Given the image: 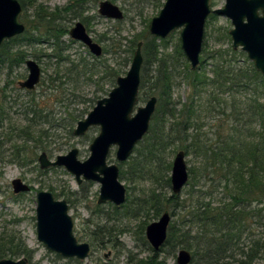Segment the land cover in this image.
<instances>
[{
	"label": "trees",
	"instance_id": "obj_1",
	"mask_svg": "<svg viewBox=\"0 0 264 264\" xmlns=\"http://www.w3.org/2000/svg\"><path fill=\"white\" fill-rule=\"evenodd\" d=\"M19 1L26 29L1 45L0 74L13 76L16 82L23 77L22 74L18 77L17 70L30 54L45 65L44 57L56 63L52 74L42 76L38 84L44 87L40 97L35 90L27 91L31 98L20 105L24 124L8 127L6 133H0V144L6 140L13 142L14 138L33 142V148H23V144L15 143L13 147L18 153V160L17 157L14 160L20 165H28L37 161L39 150L46 151L52 146L48 139L57 136L54 131L66 130L67 136L74 135L75 123L88 113L68 112L70 106L63 98L65 87L70 86L72 93L77 95L81 85L94 84L97 86L95 97H100L98 93L109 90L105 89L106 85H115L121 71L92 54H88L92 62L83 56L76 60L64 54L68 49L63 39L69 34L68 23L84 17L78 7H82L86 0H71L55 9L33 0ZM98 1L94 0L95 4ZM150 2L163 6L165 0ZM85 20L86 17L81 21ZM139 41L143 42L144 57L140 92L142 98L148 100L157 96L158 100L149 131L135 147L127 167L136 173L138 179L148 180L152 188L137 197L139 201L127 196L126 202H130L127 213L132 212L133 217L141 218L140 233L145 249L153 252L151 262L166 264L158 259L165 248L172 254L186 248L192 252L190 264H250L258 252H264V241H254L247 251L242 250L244 247L239 248L244 260L236 259L232 249L240 244L254 216L264 210V75L246 52L233 46L223 50L204 48L199 68L192 70L180 42L173 53H168L165 51L168 37H155L147 29ZM138 42H132L131 56ZM46 49L51 51L46 52ZM237 53L241 54V59ZM128 61L130 58L123 64ZM208 66L209 69L205 70ZM45 71L47 69H42ZM179 79L191 89L184 102L173 97ZM47 101L50 108H54L56 102L62 103L68 115L57 117L54 109L47 106ZM5 109L0 101L1 121L7 118ZM205 121H208V131L203 130ZM178 148L186 155L195 151L202 158L199 175L197 169L189 167L186 186L190 185V188L188 197L182 201H179V194L172 193L168 197L162 190L171 187V155ZM36 168L42 174L46 172L39 165ZM127 175L125 162L121 165L120 178L128 179ZM220 188L224 191L225 202L213 205L211 201H204L206 195L212 196ZM63 191L56 195L65 196ZM126 202L114 206L115 209L126 207ZM179 208L184 211L180 223H170L164 245L155 250L145 236L147 225L165 211L175 216ZM96 233L98 231L93 234ZM94 238L97 240V236ZM22 256L33 264L34 250L20 233L0 231V259Z\"/></svg>",
	"mask_w": 264,
	"mask_h": 264
},
{
	"label": "rangeland",
	"instance_id": "obj_2",
	"mask_svg": "<svg viewBox=\"0 0 264 264\" xmlns=\"http://www.w3.org/2000/svg\"><path fill=\"white\" fill-rule=\"evenodd\" d=\"M33 1L38 4L42 3L49 9H55L56 7L61 8L67 5L71 0ZM101 1L103 0H99L98 3L95 4L94 0H86L85 4L82 7H78V9L83 11L84 17H86L83 23L86 25L90 35L103 48L102 60L108 63L110 67L120 68V75L124 76L130 69L134 56V54L131 56L130 53L131 47L133 46L132 42H138L141 36L145 34L146 29L149 30L151 19L159 14L163 6H159V3L156 2H150V0H118L115 2L111 0L115 4H118L124 13L122 19L115 20L106 18L99 13V3ZM225 2L226 0H211L210 4L212 8H219L223 7ZM82 19L78 18L69 21V29L76 21H81ZM232 27L233 24L230 18L211 13L205 24V39L201 56L205 54L204 48L209 50H223L233 46L232 38L229 33ZM63 39L68 44V49L64 53L65 55H69L76 60L83 56L86 57L88 61H93L88 55L92 53L83 43L72 39L69 34L65 35ZM69 39L74 42H71ZM168 39L169 42L165 51L173 53L176 44L178 42L181 44L180 29L172 32L170 36H168ZM134 47L135 53L137 46L134 45ZM50 51V49H46V52ZM237 56L238 59H241L240 53H237ZM28 58L36 59L32 54H30ZM127 58H130V61L123 64ZM36 60L39 62L38 59ZM44 60L47 66L42 62L39 63L43 70L47 69L42 75L43 77H47L55 70L56 63L55 60H50L49 57H44ZM146 69L148 72L149 67ZM204 69L208 70L209 66ZM17 71L19 74L18 77H21V74L23 77L18 78L16 82L13 81V76L7 77L6 73L0 74V101L7 111V118L2 121L0 120L1 134L6 133L8 127L21 126L24 124L22 120L23 108L20 109V105L23 103L25 104V102H28L31 98L27 90L22 89L19 85V81L27 77L28 69L26 65L23 64ZM113 87L114 86L109 87V85H106L105 89L109 90L98 93L100 97H95L97 96V86L94 84L81 85V87L78 88L77 95L72 93L70 86L65 87L63 98H65V103L70 106L68 112L83 114L85 111H91L96 105L97 100L107 96ZM43 90L44 87L42 85L35 89L38 97H40V94H43ZM190 94L191 89L188 87L187 83L183 79H179L174 88L173 97L177 101L184 102ZM146 100L147 98H142L140 92L139 100L133 113L136 112L138 106L145 105ZM47 106L50 108L48 101ZM52 108L53 107L50 109ZM53 109L57 117H66L68 115V113L65 112L64 105L60 102H56ZM87 114H85V116ZM76 126L77 123H75L74 128ZM203 130H209L208 121H205ZM99 131V127L94 126L90 128L87 135H72L70 137L65 134L66 130L54 131L57 136L48 139L49 144L52 146L46 150V152L49 158L54 160L57 155L66 154L72 148L76 147L79 149L78 157L83 161L89 157L91 153L89 145L94 137L99 134ZM58 134L61 136L59 137ZM5 139L2 138V140ZM14 143L17 145L23 144V148H33L34 146L33 142H24V140L18 138H14L13 142L6 140L0 144V231H17L20 233L27 245L34 250L33 264H143L147 261L151 262L153 252L145 249L140 233L139 224L141 218L133 217L132 212L127 213L130 205L129 201L126 202V207H120L118 209H115V205L110 202L98 203L101 186L99 182L87 180L79 185L75 176L63 166L51 167L52 169H46V172L42 174L36 168V166L39 165L38 157L36 162L32 161V163L28 165L18 164L14 160L16 157V160H18V153L13 149L15 146ZM116 149L117 146H113L110 149L108 162L116 163L120 166L124 165L126 162L128 179L120 180H122L127 187V196L131 199L136 198L135 200L139 201L137 197L146 194L147 191L152 188V185L146 179H138L135 175L136 173L127 167L128 160L130 159L125 162H120L116 157ZM21 150L23 151V149ZM178 151L179 148L172 153L171 161H173ZM41 152L42 151L39 150L38 155ZM135 154L136 153H134V155ZM186 162L188 168L194 167L197 169L198 175L201 173L202 158L198 156L197 152L191 150V152L186 155ZM171 173L172 168L169 171V176H171ZM18 177L32 185L34 187L33 190L28 194H15L13 192L12 180ZM203 183L204 181L201 182V184ZM189 188L190 185L183 188L182 192L179 194V201L188 197L187 192ZM40 190H49L54 194L56 199H66L69 201V212L75 222L74 233L78 241L88 242L91 245V252L86 259L81 260L74 257H64L48 249L43 242L38 240L36 195ZM61 190H64L63 192L66 193L65 196L56 195V193L58 194ZM162 190L168 197L173 193L171 187ZM223 200L225 202L224 191L221 188L218 189L214 195H206L204 198V201H211L213 205L223 203ZM182 214H184V211H182L181 208L177 209L176 215L171 218V222L176 221L180 223ZM158 218L150 220V223L158 220ZM95 231H98V233L94 235L93 233ZM196 231L197 229L193 230V232ZM94 236H97V240H95ZM256 240H260V242L264 241V210L254 216L250 221L248 232L243 234L240 239V244L236 246L235 249H232L235 258L244 260L245 258L241 256L242 253L239 248L244 247L242 250L247 251ZM165 250L161 252L158 258L159 261L163 260L166 264H177L176 261L179 250H177L175 254ZM142 260L144 262L140 263ZM250 264H264V252H258Z\"/></svg>",
	"mask_w": 264,
	"mask_h": 264
},
{
	"label": "water",
	"instance_id": "obj_3",
	"mask_svg": "<svg viewBox=\"0 0 264 264\" xmlns=\"http://www.w3.org/2000/svg\"><path fill=\"white\" fill-rule=\"evenodd\" d=\"M211 0H165L159 14L149 24L151 35L167 38L180 29L181 48L192 70H197L201 62V52L205 39V24L211 13L230 18L233 27L229 33L235 49L241 48L254 62L257 70L264 75V0H226L223 7L212 8ZM99 13L115 20L124 17L123 10L111 0L99 3ZM22 5L19 0H0V47L8 39L22 34L26 26L21 19ZM71 38L88 46L95 56L103 54L102 46L94 41L86 26L78 21L70 29ZM143 42L139 41L130 69L124 76L117 78L116 86L109 94L97 101L94 108L84 119L78 121L74 135L82 136L91 127L98 126L100 131L89 145V157L80 160L79 149L74 147L66 154H59L53 160L46 152L38 158L42 169L63 166L72 173L78 184L83 180L101 183L98 202L111 201L122 205L127 200V188L119 179V166L108 163V155L117 146L116 157L119 161L128 160L136 145L148 133L153 114L156 110L157 96H152L143 106H138L141 71L143 65ZM27 78L20 81L21 87L33 89L40 82L41 67L34 59H28ZM171 187L179 194L189 180L186 154L179 150L172 162ZM14 193L29 192L31 187L18 177L12 180ZM37 237L45 246L63 255L86 259L91 251L88 242H78L74 234V219L69 212L65 199H56L49 190L37 194L36 206ZM171 221L169 211H165L156 221L146 227V237L155 250H159L168 237ZM192 254L181 248L177 264H190ZM0 264H29L26 256L14 259L4 257ZM143 264H153L147 261Z\"/></svg>",
	"mask_w": 264,
	"mask_h": 264
},
{
	"label": "flooded vegetation",
	"instance_id": "obj_4",
	"mask_svg": "<svg viewBox=\"0 0 264 264\" xmlns=\"http://www.w3.org/2000/svg\"><path fill=\"white\" fill-rule=\"evenodd\" d=\"M19 2H20V1H19ZM22 13H23V7H22ZM21 19H22V15H21ZM22 21H23V20H22ZM78 21H80V20H78ZM78 21H76V22H78ZM76 22H75V23H76ZM81 22H82V21H81ZM75 23H74V25H75ZM82 23H83V22H82ZM24 24H25V23H24ZM83 24H84V23H83ZM74 25H72L71 28H72ZM84 25H85V24H84ZM25 26H26V25H25ZM85 26H86V25H85ZM71 28H70V29H71ZM86 28H87V27H86ZM70 29H69V32H70ZM87 31H88V29H87ZM88 32H89V31H88ZM69 35H70V33H69ZM70 37H71V36H70ZM72 39H73V38H72ZM74 40H75V39H74ZM76 41H78V40H76ZM94 41H95V40H94ZM79 42H81V41H79ZM81 43H82V42H81ZM83 44H84V43H83ZM84 45H85V44H84ZM85 46L88 47L87 45H85ZM88 49H89V48H88ZM89 50H90V49H89ZM90 52H91V51H90ZM92 54H93V53H92ZM93 55H94V54H93ZM94 56H95V55H94ZM101 56H102V55H101ZM101 56H95V57H101ZM28 59H34V58H27V60H28ZM27 60H26V61H27ZM34 60L40 65V63H39L36 59H34ZM143 61H144V60H143ZM25 65H26V62H25ZM142 66H143V65H142ZM26 67H27V65H26ZM40 67H41V65H40ZM27 69H28V67H27ZM41 71H42V67H41ZM141 72H142V71H141ZM28 74H29V69H28ZM28 74H27V76H28ZM42 75H43V72H42V74H41V79H42ZM120 76H121V75H120ZM118 77H119V76H118ZM26 78H27V77H26ZM26 78H25V79H26ZM25 79H24V80H25ZM41 79H40V81H41ZM22 81H23V80H22ZM19 82H20V81H19ZM39 83H40V82H39ZM39 83H38V84H39ZM116 83H117V81H116ZM140 83H141V82H140ZM38 84H37L36 87L33 88V89H28V88H26V87H21V86H20V87H21L22 89L27 90V91H31V90H35V89L38 87ZM19 85H20V84H19ZM114 87H115V85H114ZM108 94H109V93H108ZM139 94H140V91H139ZM150 98H151V97H150ZM150 98H149V99H150ZM157 100H158V98H157ZM97 101H98V100H97ZM96 104H97V103H96ZM156 105H157V104H156ZM84 118H85V117H84ZM84 118H83V119H84ZM80 120H81V119H80ZM77 123H78V122H77ZM93 127H94V126H93ZM91 128H92V127H91ZM74 129H75V128H74ZM89 130H90V129H89ZM89 130H88V131H89ZM88 131H87V132H88ZM87 132H86V133H87ZM73 133H74V132H73ZM86 133H85V134H86ZM85 134H84V135H85ZM136 146H137V145H136ZM42 152H46V151H42ZM42 152H41V153H42ZM41 153H40V154H41ZM46 153H47V152H46ZM40 154L38 155V158H39ZM125 161H126V160H125ZM125 161H120V162H125ZM172 162H173V161H172ZM38 163H39V160H38ZM108 163H109V162H108ZM115 164H116V163H115ZM117 165H118V164H117ZM187 165H188V164H187ZM118 166H119V179H121V178H120V170H121V166H120V165H118ZM39 167H40V165H39ZM40 168H41V167H40ZM41 169H42V168H41ZM48 169H49V168H48ZM42 170H46V169H42ZM188 170H189V168H188ZM170 177H171V176H170ZM22 180H23V179H22ZM23 181H24V180H23ZM83 181H87V180H83ZM83 181H82V182H83ZM121 181H122V180H121ZM24 182H25V181H24ZM82 182H81V183H82ZM97 182H98V181H97ZM122 182H123V181H122ZM26 183H27V182H26ZM81 183H80V184H81ZM99 183H100V182H99ZM27 184H29V183H27ZM80 184H79V185H80ZM100 184H101V183H100ZM29 185H30V184H29ZM124 185H125V184H124ZM12 186H13V185H12ZM30 187H31V190H30L29 192H31V191L33 190V188H34L32 185H30ZM125 187H126V186H125ZM100 188H101V186H100ZM126 188H127V187H126ZM171 188H172V187H171ZM40 191H41V190H40ZM13 192H14V191H13ZM29 192H21V193H15V194H17V195H18V194H28ZM181 192H182V191H181ZM37 194H38V193H37ZM127 194H128V193H127ZM179 194H180V193H179ZM99 195H100V194H99ZM69 198H70V197H69ZM98 199H99V197H98ZM60 200H62V199H60ZM65 200H66V199H65ZM67 202H68V204H69V201H67ZM107 202H110V203L114 204L115 206H121V205H116L115 203H113V202H111V201H107ZM107 202H102V203H107ZM98 203H99V202H98ZM36 204H37V195H36ZM122 205H123V204H122ZM69 211H70V204H69ZM169 213H170V212H169ZM170 215H171V214H170ZM171 218H172V216H171ZM170 223H171V221H170ZM169 225H170V224H169ZM74 227H75V224H74ZM74 234H75V233H74ZM145 234H146V232H145ZM75 236H76V235H75ZM77 239H78V238H77ZM78 242H80V241H78ZM90 246H91V245H90ZM189 251H190V250H189ZM90 252H91V251H90ZM190 252H191V251H190ZM191 254H192V252H191ZM68 258H70V257H68ZM74 258H75V257H74ZM192 258H193V257H192ZM77 259H78V258H77ZM190 263H191V262H190Z\"/></svg>",
	"mask_w": 264,
	"mask_h": 264
}]
</instances>
